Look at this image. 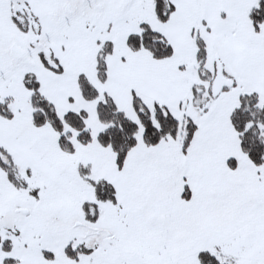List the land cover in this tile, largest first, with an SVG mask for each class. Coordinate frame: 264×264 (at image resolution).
Instances as JSON below:
<instances>
[{"label": "snow or ice", "instance_id": "6c2138e0", "mask_svg": "<svg viewBox=\"0 0 264 264\" xmlns=\"http://www.w3.org/2000/svg\"><path fill=\"white\" fill-rule=\"evenodd\" d=\"M0 264H264V0H0Z\"/></svg>", "mask_w": 264, "mask_h": 264}]
</instances>
